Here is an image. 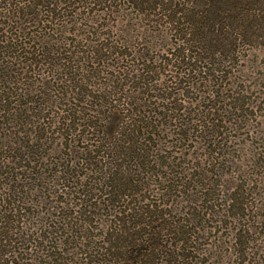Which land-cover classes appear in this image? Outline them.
Returning a JSON list of instances; mask_svg holds the SVG:
<instances>
[{"label":"trees","instance_id":"trees-1","mask_svg":"<svg viewBox=\"0 0 264 264\" xmlns=\"http://www.w3.org/2000/svg\"><path fill=\"white\" fill-rule=\"evenodd\" d=\"M70 2L0 0V264H211L195 234L226 210L240 242L247 185L224 188L218 207L213 172L187 176L155 144L190 137L174 124L177 95L158 84L216 80L240 48L263 47L264 0H85L94 24L123 6L141 27L112 45L98 27L125 19L99 22L90 46L68 29ZM232 253L245 264L247 249Z\"/></svg>","mask_w":264,"mask_h":264},{"label":"rangeland","instance_id":"rangeland-1","mask_svg":"<svg viewBox=\"0 0 264 264\" xmlns=\"http://www.w3.org/2000/svg\"><path fill=\"white\" fill-rule=\"evenodd\" d=\"M70 1L69 6L63 11H75L73 8H77L78 22L68 29L70 31L71 28L75 29L70 33L76 31V35L78 33L76 38L82 45L90 46L88 39H92L91 31L99 22L112 24L113 20L125 19L126 23L118 24L121 30L110 25L104 28L106 24L98 27L99 31H105L103 33L107 34L104 36L101 33V39L109 36L108 42L112 45L118 36L129 37L132 31L136 35L137 30L141 29L140 24H136L140 23L139 18L127 10L124 11L123 6H119L118 13H112L105 21L100 20L94 24L91 17H94V12H90L91 8L96 7L94 4L84 9L85 0ZM72 2L75 3V7ZM45 25L48 26L50 23L47 21ZM252 45L251 50L240 48L236 61L230 59L224 62L221 72L216 73V80L206 82L204 78L197 76L186 83H180L178 78L170 83L167 77L163 84H158V88L169 85L170 93L177 95L178 107L184 115L174 122L178 127L173 126L177 127L179 133L189 129L190 137L184 139L183 136L169 134L167 138V134L163 133L161 137L164 139L159 141L155 138V144H159L160 147L165 144L163 147L165 154L171 153L175 157V164H182L181 169L190 168L191 170L184 173L187 176L190 173L198 175L213 172V182L211 181L212 184L209 182L211 187L217 191L216 182L220 180L223 184L216 193L220 195L218 207L225 209L223 204L227 199L224 195H230L224 188H236L242 182L247 185L248 191L244 194V199L249 205L245 208L247 216L241 224L243 232L247 230V233L240 242H236L235 249L236 243L232 237L236 235L233 229L236 223H231L230 217L225 213L226 210H220V214L216 216L218 221L215 218L207 222L204 234L201 232L195 234L196 245L208 243L201 247L197 246L199 253L204 251L203 246H207L206 254H199L197 258L209 259L211 264H240L232 251L242 255L243 249H247L249 253L245 264H264V46L259 47L255 43ZM161 47L162 44L155 49V55L159 58H155L156 62L153 65L159 66L160 58L165 56ZM165 70L168 68L161 67L160 73ZM213 119L214 124H211ZM172 128L171 133L177 131H174L175 127ZM210 135H216V139L210 141ZM218 145L221 154L213 153ZM150 179L151 181L148 179L145 183L151 184V187L160 181L153 175ZM160 188L162 184L159 183L157 189ZM173 199L176 198L166 194L163 202ZM186 205L182 206L187 207ZM231 209L227 211L229 215H232Z\"/></svg>","mask_w":264,"mask_h":264}]
</instances>
